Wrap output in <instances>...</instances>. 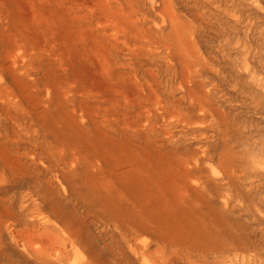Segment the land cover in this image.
Masks as SVG:
<instances>
[{
	"label": "rangeland",
	"instance_id": "1",
	"mask_svg": "<svg viewBox=\"0 0 264 264\" xmlns=\"http://www.w3.org/2000/svg\"><path fill=\"white\" fill-rule=\"evenodd\" d=\"M0 77V264H264V0H0ZM129 175L165 241L50 205Z\"/></svg>",
	"mask_w": 264,
	"mask_h": 264
},
{
	"label": "bare ground",
	"instance_id": "2",
	"mask_svg": "<svg viewBox=\"0 0 264 264\" xmlns=\"http://www.w3.org/2000/svg\"><path fill=\"white\" fill-rule=\"evenodd\" d=\"M150 1L153 3H157V0H150ZM1 79L2 78L0 77V80ZM61 174H62V172H61ZM150 185H149V183H146L144 181H133L131 175H129L128 177H126L122 180V183L119 186L120 188L118 187V190L115 191V194L112 193L110 198L105 197L102 193H99V194L96 193L95 195L98 194V196H94L93 199L87 200L86 197L77 194V196L79 198L78 197H76V198H78L82 201L81 202L82 206L80 205L81 203L79 204V206L82 207V208H80L82 210H78V212L76 210H72V212H71V211H69V209H66V207L71 208L72 205L62 203V202H60L61 200L56 202V201H54V198H52L49 201H50V205H52L51 207H53L52 208L53 211L57 215V219L59 218V220L64 222V223L66 221L68 224H72L78 220L79 225H81L83 223L86 226V229H88V228H90L91 225H95L96 221L99 218L101 219L104 217L105 220L107 219L106 222L109 225L113 224L115 226H118L121 229V231H123L124 234L129 235V236H127L129 248L131 250H136L137 244L135 246L134 242H135L137 236L142 234V233H152L159 242H163L166 239V234L161 230L160 224H158L157 221L153 217L150 216L148 219H145L143 217L142 219H140V217H138L139 214H137L138 212H136V213L130 212V214H128V207H127L126 201L132 199V200H135L139 204V200H141V198L143 200L147 199L149 196V192L153 188V187H150ZM160 191H162V190H160ZM56 200H57V198H56ZM143 200H142V204L144 203ZM123 201H125V203ZM72 203H73V201H72ZM72 207H74V206H72ZM99 207L102 209V213H100L101 211L98 212ZM103 211H108V212H106L107 214H103ZM124 211H126L128 215L123 214ZM131 211H133V210H131ZM137 211H138V209H137ZM139 213H142V212H139ZM161 222H162V220H161ZM99 228H101V227H99ZM95 237H97V235ZM101 238H100V240H101ZM98 239H99V237H98ZM103 241H104V238H103L102 242ZM106 242H105V244L107 246L108 242L107 243ZM89 243H92V242H89ZM118 243H120V242H118ZM114 244H115V242H114ZM144 247L147 248V245H144ZM140 253L142 255V258L145 259V256H146V253H148V250L142 249V252H140ZM113 255L115 256V254H113ZM109 256H111V252H110V255H108V257ZM115 258H118V257H115Z\"/></svg>",
	"mask_w": 264,
	"mask_h": 264
}]
</instances>
